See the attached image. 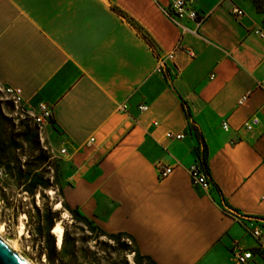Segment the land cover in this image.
<instances>
[{
  "label": "crops",
  "instance_id": "obj_1",
  "mask_svg": "<svg viewBox=\"0 0 264 264\" xmlns=\"http://www.w3.org/2000/svg\"><path fill=\"white\" fill-rule=\"evenodd\" d=\"M167 2L0 0V83L21 88L32 115L50 107L66 197L98 225L132 233L159 264H264V29L235 0H194L198 28L170 20ZM182 99L208 148L209 189L192 183L203 143Z\"/></svg>",
  "mask_w": 264,
  "mask_h": 264
},
{
  "label": "trees",
  "instance_id": "obj_2",
  "mask_svg": "<svg viewBox=\"0 0 264 264\" xmlns=\"http://www.w3.org/2000/svg\"><path fill=\"white\" fill-rule=\"evenodd\" d=\"M115 11L126 18L152 45L151 39L133 17L120 9ZM7 104L14 108L13 101H8ZM182 104L191 133L199 143H203L201 158L210 175L208 148L204 137L192 120L189 105L184 99ZM25 116L33 119V124H26L24 119H21L20 123L25 124V129L14 133L8 126L10 119L0 101V169L4 168L10 172L8 174L22 187V195L18 196L9 189L7 180L0 176V201L11 207L14 215L21 211L27 214L33 240L38 243L39 252L44 256L46 264H159L151 255L141 251L132 233L110 232L82 213L78 206L69 202L62 182L61 160H57L48 147L40 149L42 146L39 124L33 116ZM50 123H54L52 117ZM27 143L30 144L32 153L37 149L39 153L36 152L37 155L22 163L16 158L15 152L24 149ZM49 191H54L53 197L49 195ZM58 203L60 206L56 207ZM65 213L67 217H64ZM57 223L63 228L60 243L58 235L54 232Z\"/></svg>",
  "mask_w": 264,
  "mask_h": 264
},
{
  "label": "rangeland",
  "instance_id": "obj_3",
  "mask_svg": "<svg viewBox=\"0 0 264 264\" xmlns=\"http://www.w3.org/2000/svg\"><path fill=\"white\" fill-rule=\"evenodd\" d=\"M240 9L246 10L251 18L255 21L258 27L264 29V0H235ZM0 101L4 106L5 111L8 113V126L14 130V133H18L21 129H25V124L21 125V119H24L25 123L33 124V119L30 120L26 117V114L33 116L21 102L15 103L13 97L6 91L5 86L0 84ZM8 101H13L14 108H11V104H7ZM41 148L51 151L57 160L62 162V154L55 148H52L48 140L45 137L44 129H40ZM39 153V150L37 151ZM36 152L32 153L30 144L27 143L24 149H18L15 152L16 158L20 159L22 163L31 159L37 155ZM43 169V166L42 168ZM10 172H7L4 168L0 169V176L7 180L9 189L14 193L22 195V187L16 183L14 178L11 177ZM51 197L54 196V191L48 192ZM37 203H40L39 194H37ZM59 207V206H56ZM26 209V208H25ZM68 215L65 213L64 217ZM28 216L25 212L21 211L17 215L13 214V209L2 201H0V232L5 239L9 240L12 244H16L21 254L31 261L32 264H46L44 256L39 252V245L33 240L30 226L28 225ZM56 233V232H55ZM57 234V233H56ZM58 235V234H57ZM61 240V239H60ZM130 260L132 255L129 256Z\"/></svg>",
  "mask_w": 264,
  "mask_h": 264
},
{
  "label": "built area",
  "instance_id": "obj_4",
  "mask_svg": "<svg viewBox=\"0 0 264 264\" xmlns=\"http://www.w3.org/2000/svg\"><path fill=\"white\" fill-rule=\"evenodd\" d=\"M164 11L168 16V18L173 22L176 23H181L184 21L192 22L195 25V28L200 27L207 17L206 13L200 10L196 6L194 0H168L167 6L164 8ZM234 11L239 15L243 13V10L240 8H235ZM174 57H175V53L172 51L168 53L165 57H163V59H161L162 63L160 65V68L162 69V71L165 72L166 69L165 60L173 59ZM5 89L13 97L15 103H19L22 101L21 88L5 86ZM248 95L249 92L246 93L240 99L239 103L240 104L243 103ZM122 107L125 108L126 105L123 104ZM38 108H39V113L33 115V118L39 124L40 129H43L45 123L50 122V119L52 117V111L46 103H40ZM138 108L143 111L146 110L148 106L146 104H140ZM258 123H259V118L257 117L251 118L245 121V123L241 127V130L250 131L256 125H258ZM223 126L225 129L228 130L229 125L227 124V122H224ZM167 137L182 138L184 137V134L168 132ZM65 151H66L65 148L61 150L62 153H64ZM189 170H190L192 183L195 186H201L204 189H209L212 186V180L204 167L201 157L190 166ZM172 171H173V167L171 166H160L161 177L167 176ZM229 212L232 215H234L238 220H240L241 218L242 219L245 218L244 215H241L237 211L229 210ZM249 232L256 238L259 237L261 233L260 225H257L255 227H250ZM236 256L240 263H246L249 259H252L254 257V253L251 250L243 249V250H238Z\"/></svg>",
  "mask_w": 264,
  "mask_h": 264
},
{
  "label": "water",
  "instance_id": "obj_5",
  "mask_svg": "<svg viewBox=\"0 0 264 264\" xmlns=\"http://www.w3.org/2000/svg\"><path fill=\"white\" fill-rule=\"evenodd\" d=\"M58 242L61 240L58 238ZM0 264H27L12 247L0 237Z\"/></svg>",
  "mask_w": 264,
  "mask_h": 264
},
{
  "label": "bare ground",
  "instance_id": "obj_6",
  "mask_svg": "<svg viewBox=\"0 0 264 264\" xmlns=\"http://www.w3.org/2000/svg\"><path fill=\"white\" fill-rule=\"evenodd\" d=\"M57 206H60V203H58ZM54 232H56V233L58 234V238H59V240H60L61 237H62L63 228H62V226H61L59 223H57V225L55 226V228H54ZM0 237H1L6 243H8V244L12 247V249H14V251H16V253H17V254H18V255H19L24 261H26L27 264H32L30 260H28L26 257H24V256L21 254V252H20L18 246H17L16 244H12L9 240L5 239L4 236H2L1 232H0Z\"/></svg>",
  "mask_w": 264,
  "mask_h": 264
}]
</instances>
